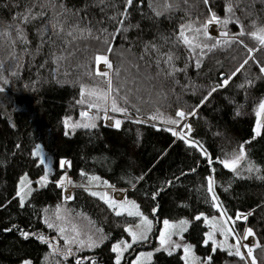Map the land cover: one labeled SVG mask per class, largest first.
Listing matches in <instances>:
<instances>
[{
  "label": "trees",
  "instance_id": "1",
  "mask_svg": "<svg viewBox=\"0 0 264 264\" xmlns=\"http://www.w3.org/2000/svg\"><path fill=\"white\" fill-rule=\"evenodd\" d=\"M126 4L127 0H0V87L4 88L0 92V264H20L24 259L31 264H77L78 259L82 264H116L112 245L129 238L125 227L137 217L110 214L103 199L76 184L94 175L110 187L127 190L128 198L153 220L151 237L157 235L162 219L185 218L184 237L202 259L211 255L212 264H245L226 250L213 253L211 242L204 244L207 226L203 217H195L218 212L207 190L212 175L231 226L235 222V237L241 240L244 228H251L254 244L264 246V126L260 135L254 131L256 108L264 99L260 71L264 48L248 35L264 28V0H208L207 4L204 0H133L125 17ZM229 5L232 13L227 11ZM213 13L222 20H238L226 27L217 24L229 37L213 38L231 39L241 26L245 35H237L229 47L204 49L203 55L201 48L190 50L179 39L180 26L199 28ZM28 14L34 19L24 23ZM17 25L27 43L17 37ZM199 42L212 44L215 39L206 40L201 34ZM248 48L254 50L250 53ZM97 54L108 55L113 65L110 104L115 97L128 111L108 110L121 118L116 128L103 122V107L93 108L96 114L89 117L95 118V128H70L65 135L64 119L86 121L80 114L95 99L85 95V102L78 103L81 87H108L107 79L95 74ZM169 55L174 59L165 63ZM241 64L240 72L224 85ZM174 68L182 71L168 75ZM213 88L217 90L212 92ZM205 96L208 99L201 104ZM194 109L196 114L186 115L184 122L203 153L173 135L175 124L168 123L179 120L178 110ZM37 142L51 155L52 170L47 183L33 188L21 206L17 191L22 176L36 179L44 174V164L32 155ZM241 144L245 159L237 171L225 168L220 161L238 154ZM61 160L71 167L61 168ZM246 162L259 171L249 172ZM65 175L72 183L71 199L64 198L63 187L57 184ZM59 205L86 215L101 229L104 240L68 256L54 250L63 242L56 229L48 227V217ZM237 213H245L247 220H236ZM22 232L29 234L27 238ZM144 247V243L134 244L135 249ZM131 252L120 264H130ZM181 253V249L171 255L155 251L141 264H185ZM254 254L264 264V247L255 248Z\"/></svg>",
  "mask_w": 264,
  "mask_h": 264
},
{
  "label": "snow or ice",
  "instance_id": "2",
  "mask_svg": "<svg viewBox=\"0 0 264 264\" xmlns=\"http://www.w3.org/2000/svg\"><path fill=\"white\" fill-rule=\"evenodd\" d=\"M204 3L207 4L208 0H204ZM133 4V0H127V4L125 7V12L122 13V15H124L125 17L127 16V8L130 7ZM167 7H170V5H168ZM31 10H29L30 13ZM227 11L229 13H232V7L231 5L228 6ZM161 13L157 12V15H160ZM39 15H43V13H40ZM32 19H34V17H32L30 14L25 15L23 17V22L24 23H29ZM229 22H237L236 21H231V17L227 18V19H221L220 17L216 16L215 13H213L211 15V17L203 24L201 25V27L193 29L192 25H181L180 26V31H179V39L180 41L187 46L190 50H193L195 48H201V54H205L203 52L204 49H207L208 52L213 51L214 49L218 48V47H229L231 45V43L235 40V37L237 35L239 36H243L245 35V32L243 30V27L241 26V31L235 35H233L231 37V39H225L223 41H221L219 38H213L210 33L208 32V27L212 24H222L225 27L227 26V24ZM121 24H123V20L120 21ZM53 28H56V25L53 24L52 25ZM61 31L63 30L62 28L60 29ZM121 29H117V32H120ZM123 31L127 32L128 29L124 28ZM195 31V33L197 35L191 36L189 37V35L186 34V32H192ZM16 32H17V37L20 39V41L22 43H27V38L26 35L24 33V30L22 27H20L19 25L16 26ZM89 34H90V30H89ZM203 35L205 37L206 40H213L215 39V43L212 44H208L206 42H199L198 38L199 35ZM68 35H72L71 32L68 33ZM248 35L255 39L258 44L260 45L261 48H264V28L259 29L256 32H252V33H248ZM220 36L223 37H229V33L228 32H221ZM116 37L115 35L112 36V39L114 40ZM105 44H108V40L105 39L104 41ZM239 43L243 44V41H239ZM245 47H247L245 45ZM254 49L252 48H248V51L251 53ZM107 51L109 53H111L113 51V48L111 45L108 46ZM63 57H58L57 59H62ZM174 59V57L172 55L168 56V59L165 61V63H169ZM94 61L95 64L97 65L96 67V75L100 76V77H104L107 78V89H103V90H86L83 86L81 87V96L82 99L80 101H78V103H84L85 101L83 100V97L85 95L89 96V97H94L95 99L91 102L88 103V107L89 109H97L99 110L100 108H104L105 113L108 112L109 110V106H106L107 101L109 100L111 93L114 91L113 89V85H112V81L109 77V71H101L100 70V65L101 62L103 63V65L111 70L113 68V65L111 63V61L108 58V55L104 54H97L94 57ZM248 61L245 60L244 64H247ZM244 64H241L239 68L236 69L235 72L232 73L231 76H229L228 78H226L224 80V85H227L229 83V81L232 79V77H234L238 72H240V70L244 67ZM200 65V61L197 60V67H199ZM175 71H182V69H173V72L168 73V75H173V73ZM261 73H264V66H261L260 68ZM118 73V70H117ZM91 74V73H89ZM5 83H7V81H4ZM249 86H251L252 81H248ZM220 87V86H218ZM241 87H243V85H241ZM217 89L213 88L212 92H215ZM4 88L0 87V92H3ZM212 92H209V96L212 94ZM122 99L127 102V97H122ZM208 99V96L204 97V100L201 101V104L204 103V101H206ZM199 107V105L197 106ZM110 110L112 112H119V113H126L128 111L127 108L125 107H121L119 106V104L117 103V100L115 99V97L111 98V104H110ZM139 109H137L138 111ZM195 109L190 112V113H185L183 110H178L176 112V117L179 118L178 119H169L168 123L171 124H179L180 120H183L186 115H195ZM239 114V113H238ZM82 117L88 118L87 122L81 123L80 121H76L75 123L71 122V118L70 117H66L63 121L64 123V127H65V135H68V129L71 128L73 131L76 128H86V129H91V128H95L96 127V123H95V118H91L89 117V113L87 111L85 112H81L80 114ZM264 115V99H261L258 106H257V111H256V116H257V125L256 128L254 129L255 134L256 135H260V128L262 126H264V121H262L260 119V117ZM156 116L151 117V119H156ZM105 119H111V117H108L107 115H105ZM137 123H140L142 121H135ZM122 121L117 119L115 120L114 126L116 128H119L121 125ZM185 129H189L190 131V125L185 124L184 125ZM173 135H179V133L173 131ZM183 138V137H181ZM19 147V146H17ZM206 154V153H205ZM33 156H40L41 155V150H40V146L37 145L35 150L32 153ZM245 159V151H244V145L241 144L240 145V149L238 154H235L233 156H231L230 158H225L223 160L220 161V163L223 164V166L225 168H228L232 171H237L238 169V165L240 164V161ZM211 163V161H209ZM40 163L44 164V159L43 157H41L40 159ZM71 167V163L67 160H61L60 161V167L64 168L65 166ZM47 167V166H45ZM249 172H258L259 169L255 166V165H250L248 168ZM91 179L95 180L98 179L96 177H92ZM25 181H27V176H24L21 178V188L20 190L17 191V196L20 198V203L21 206L24 205V199L25 196L22 195V193L24 192V188L26 187ZM65 181H67L68 183H71L70 180H68L67 176L65 175L64 177L61 178L60 181L57 182L58 186L63 187ZM37 183H41V186H43L44 184L47 183V172L45 173V175L43 177H41V180L38 181ZM106 183V182H105ZM214 180L212 179V177H208L207 178V190L208 192L212 195V199L215 202L214 203V207L220 209L221 211V216H226V211L222 208V206L219 204L218 202V197L215 194L214 191ZM93 196H99L101 199H103L105 201V203L108 204V206L110 208L113 209V211L116 212V215H121L122 212L118 211L117 209H123L124 211L127 212V214L129 216H139L141 217L142 220V224L141 225H137V228L141 229L140 231L136 232V231H132V229L130 228H126L125 231L129 232V235L132 237V242L135 243L137 241L140 240H145L147 239V233L149 231H151V221L146 217L143 216V214L139 211V208L137 205H135L134 202H128L127 200L125 201H116L114 199H112L111 197H109V195L107 193L104 194H100L97 192H92L91 193ZM72 197H66V199H71ZM134 209V210H133ZM156 209H153V212H155ZM250 215V213L248 214ZM203 216V214H201L200 216L195 217L196 220L201 219V217ZM242 218V214L237 213L236 216V220H240ZM205 219V223H208V219L207 217H204ZM215 219V218H214ZM231 217H228L227 220H231ZM243 219L247 220V215H243ZM227 220L224 221L223 224L217 225V224H213L212 225V231L208 232L205 234V240H204V244L208 245L209 242H211V246H212V252L215 253L218 249L220 250H226L228 252V255L230 256H236L239 257L241 260L245 261V264H248V261H251V264H259L258 259L256 257V255L254 254V249L255 248H262L264 246H261L259 243L253 244V245H248V244H244L242 247L244 249H246L247 252V256H245V254L241 251V245H240V240L237 239L236 244L234 245H228L227 244V236L228 235H235L234 233V224L235 222L233 221V225L232 226H227ZM188 224V221H180L179 224H171L168 220L164 221V225H165V230H162L160 233V244L161 247L164 248L165 250H168V248L166 246H172V247H183V251L185 253V256L182 257V259H184L185 264H212V256L209 255L208 257L204 258L203 260H201L200 258L196 257L193 253H192V245H188V244H184V245H179V244H174L171 240V237L173 234H181L184 231H186V225ZM48 227H53L52 224H48ZM7 231V230H6ZM61 232L64 231V229H60ZM219 231L221 235L225 236V240L224 241H217L215 239V232ZM21 235L25 236V238H27V236L29 235L28 233H24L22 232ZM255 233L251 228H247L244 231V235L241 239H248V237L250 236H254ZM41 240H43V237H39ZM75 239L69 241V240H65V243H75ZM80 244H83L84 241L81 240L79 241ZM97 246L95 241H91L88 244V247H95ZM131 247V244L125 242V241H120L117 244H114L112 247V251L117 253V257H116V264H120V256L122 254V252L128 248ZM160 249H157V251H159ZM70 252V250H69ZM169 254L171 255V252H169ZM141 256H147L148 258H150L152 256V253H141L140 256H138L136 258V260H134L132 262V264H141L140 261V257ZM191 257V259H189ZM24 264H31L30 261H25ZM77 264H82V261L80 259L77 260Z\"/></svg>",
  "mask_w": 264,
  "mask_h": 264
},
{
  "label": "rangeland",
  "instance_id": "3",
  "mask_svg": "<svg viewBox=\"0 0 264 264\" xmlns=\"http://www.w3.org/2000/svg\"><path fill=\"white\" fill-rule=\"evenodd\" d=\"M217 26L218 25L214 23V24H212V25H210L208 27V32L210 33V35L220 36L221 32H225L224 30L218 29ZM100 70L101 71H109V69H107L103 65L102 62H101V65H100ZM106 105L110 107V98L107 101ZM86 110L91 112L89 114V116H91L92 114H96V112L93 109H84V112ZM109 110H110V108H109ZM256 111H257V108H256ZM105 115H107L108 117H112L113 118V123L112 124H108V123L104 122ZM102 117H103V122L105 124H107V125H113L115 123V120H117V119L121 120V118L118 115H115L114 113H110V112L102 113ZM185 119L186 118H184L183 120H180L179 124H175L174 128H173V131L179 133V135H176L177 137H183L182 139H184V141L186 143L194 145L197 149H199L201 151V153H203V150L201 149L200 145L197 142L193 141L189 137V135L187 134L188 133V129L184 128V125L186 124L184 122ZM260 119L262 121H264V115H262L260 117ZM87 120L88 119H86V121H84L81 117H75V118L71 119V122L75 123L76 121H80L81 123H84V122H87ZM106 120L109 122L111 119H106ZM256 125H257V116H256V120H255L254 129L256 128ZM37 145L40 146V150H41V155L38 156V157H39V159H41V157H43V159H44V174H43V176L45 175L46 172H47V176H48L50 174L51 170H52V157H51L50 154H48L46 152V150L44 149L43 145L40 142L36 143L35 147L33 148V151L35 150ZM250 165H252L250 162H246V166L247 167H249ZM45 166H47V167H45ZM64 168H67V165ZM25 176H27V175H25ZM210 176L212 177V175H209L208 177H210ZM22 177H24V176H22ZM92 177H96L98 179L93 180V179H91ZM212 179H213V177H212ZM40 180H41V177L40 178H36V179H30L27 176V181H25L26 187L24 188V192L22 193V195L25 196V199H26V197L28 196V194L30 193V191L33 188L38 187L39 185H41V183H37ZM105 182H106L105 180H103L100 177L94 175V176L89 177V179L87 181H84V182H81V183H76V184L77 185H81V186H85L91 192H97V193H100V194H104L107 191H109L110 192V197L112 199L118 201V202L119 201H125V200H127L128 202H132L127 196V190L126 189L110 187L108 185V183L107 182L105 183ZM20 188H21V180H20L19 190H20ZM71 191H72V183H68L67 181H65L64 186H63V196H64V198L70 197ZM214 191H215V189H214ZM211 197H212V195H211ZM218 202H219V200H218ZM219 204L224 209L223 205L220 202H219ZM135 205H137V204H135ZM117 210L121 211L122 214L121 215H116V212L113 211L112 208H109V213L113 214L115 216H128L127 212L124 211L123 209H117ZM217 210H218V212L216 214H214V215L203 214L202 217H203L204 222H205L204 217H207V219H208V223H205L206 226H207L205 234L210 232V231H212V225L213 224H217V225L223 224L224 221L227 220V218L229 217L227 215V213H226V216L222 217L220 209L217 208ZM139 211L141 212L140 208H139ZM240 214H242V217H243V215H245V213H240ZM133 216H135V215H133ZM143 216H146V215L143 214ZM136 217H137V220L127 224L125 229L126 228H130V229H132V231H136V232L141 230V229L137 228V225H141L142 224L141 217H139V216H136ZM146 217L151 221V224H152L151 231H149L147 233V239L140 240V241H137V242L133 243L132 242V237L129 235V232H127L128 235H129V238H122V239L117 240V241H115L113 243V245H114V244L119 243L120 241H125V242L131 244L130 248H128V249H126V250H124L122 252V254L120 256V263L123 261L126 253H130L131 250H132L131 253H133V255L129 259V263L130 264H132V262L134 260H136V258L138 256H140L141 253H145V254L146 253H152V256H153V253L155 251H157V249L164 250V251H167V252H174V251H176L178 249H181L182 250L181 255H182V257H184L185 253L183 251V247L166 246L168 248V250H165L164 248L161 247L159 238H160L161 231L165 230V225H164V221L165 220H168L171 224H179L180 221H188V220L185 219V218H180V219H175V220L162 219L161 225H160V228L158 230L157 235L151 237L152 229H153V220L151 218H149L148 216H146ZM48 224H52L53 225V227L57 231L56 235L63 242L62 245H54V243H53L52 244V245H54L53 249L56 250V251L62 252L63 255H66V256L72 255V254H76L78 251H80L82 249L94 248V247H91V248L88 247V244L91 241H95L97 246H98L104 240V237H105L104 234L102 233L101 229L96 227L86 215L80 214V213H73V212L69 211L63 205H59L57 207V209H55L52 212V214L48 217ZM187 225H186V227H187ZM227 226H231L230 220H227ZM61 228L64 229L63 232L60 231ZM245 229H247V227L244 228V231H245ZM205 234H204V240H205ZM243 235H244V233H243ZM66 239L69 240V241L75 239L76 242L75 243H67L66 244L65 243ZM215 239L217 241H224L225 240V236L221 235L220 232L217 231V232H215ZM81 240L84 241L83 244L79 243V241H81ZM171 240H172V242L174 244H179V245L188 244V245H192L193 246V244L190 241L185 239L184 232L179 234V235L173 234L172 237H171ZM254 241H255L254 240V236H250L246 240L241 239L240 240L241 251L243 253L246 252V249H244L242 246L244 244L253 245ZM236 242H237V238L235 237V235H228L227 236V244L228 245H234V244H236ZM137 243H144V244L147 245V247L135 249L134 248V244H137ZM113 245H112V247H113ZM69 250H70V252H69ZM192 253L196 257H198L201 260H203L194 251V247L192 248ZM152 256L150 258H148L147 256H141L140 257L141 263L150 260L152 258ZM116 257H117V253H115V262H116ZM189 259H191V257ZM25 261H30V260L29 259H24V260H22V262L20 264H24Z\"/></svg>",
  "mask_w": 264,
  "mask_h": 264
},
{
  "label": "built area",
  "instance_id": "4",
  "mask_svg": "<svg viewBox=\"0 0 264 264\" xmlns=\"http://www.w3.org/2000/svg\"><path fill=\"white\" fill-rule=\"evenodd\" d=\"M105 123L112 124L113 123V118L111 117V120L108 122L106 119H104Z\"/></svg>",
  "mask_w": 264,
  "mask_h": 264
},
{
  "label": "water",
  "instance_id": "5",
  "mask_svg": "<svg viewBox=\"0 0 264 264\" xmlns=\"http://www.w3.org/2000/svg\"><path fill=\"white\" fill-rule=\"evenodd\" d=\"M87 111V110H86ZM89 114L91 113L90 111H87ZM108 195H109V197H110V192L109 191H107L106 192Z\"/></svg>",
  "mask_w": 264,
  "mask_h": 264
},
{
  "label": "crops",
  "instance_id": "6",
  "mask_svg": "<svg viewBox=\"0 0 264 264\" xmlns=\"http://www.w3.org/2000/svg\"><path fill=\"white\" fill-rule=\"evenodd\" d=\"M217 28H218V26H217ZM219 29V28H218ZM212 36H214V35H212Z\"/></svg>",
  "mask_w": 264,
  "mask_h": 264
}]
</instances>
